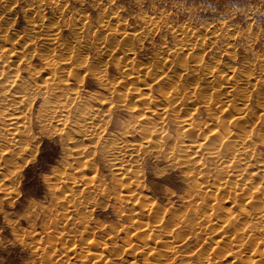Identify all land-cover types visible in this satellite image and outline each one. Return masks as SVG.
I'll list each match as a JSON object with an SVG mask.
<instances>
[{"label":"rangeland","instance_id":"obj_1","mask_svg":"<svg viewBox=\"0 0 264 264\" xmlns=\"http://www.w3.org/2000/svg\"><path fill=\"white\" fill-rule=\"evenodd\" d=\"M41 22L54 25L60 44L73 45L76 38L80 46V59L76 63L82 62L84 69H89L79 74L81 80L77 88L73 86L79 95L70 106L69 119L74 113V116L79 115L77 110L86 105L103 113L106 107L96 106L94 101L97 99H105L111 108L109 114L103 113L107 114L108 120L104 119L97 136L80 140L69 124L61 131L54 124L40 127L35 118L44 99L41 96L34 99L29 116L33 138L28 139L23 152L13 151V154H19H16L15 168L9 171H14L16 179L8 189L0 188V264H91L93 259L85 261L82 257L86 255L85 238L103 243L99 251L96 249L107 259L101 260L102 264H146L143 259L152 261L153 253L160 246L157 242L165 240L161 237L169 230L180 256H169L170 263L198 264L200 255L201 259L211 253L209 246L216 236L209 231L201 233L196 227L204 215L200 211L201 199L197 196L201 192L194 188L192 176L176 163L180 155L179 129L172 113L166 115V124L163 122L159 135L160 140L166 143L164 151L156 148L139 151L138 163L135 162L134 172L141 177L140 188L136 192L145 197L146 202L133 206L132 200L126 201L120 195L124 185L117 183L110 166L113 159L111 142L118 141L133 123L128 107L139 106L137 97L131 95L133 91L128 90L124 97L123 89L136 87V94L146 93L150 99H157L159 92L165 91L166 80L176 77L178 65L182 63L188 69L189 77L190 70L199 60L197 76L201 88H206L201 74L207 69L229 76L226 81L229 86L244 73L261 76V81L249 87L246 98V119L252 120L259 114L256 109L259 97L255 90L260 88L259 91L264 92V0H0V36H17L22 41L14 47L24 45L21 55L24 60L19 62L15 72L17 84L27 82L32 85L38 83L42 76L39 73L42 62L37 57H29L32 52L43 49L44 44L39 39L29 46L26 41L38 34L30 30V25ZM126 35L134 36L133 40L124 43L123 36ZM2 40L0 47H8ZM55 49L56 56L63 53L61 48ZM118 49L131 50L129 59L135 66L151 68L152 74L158 76L156 79L149 73L145 76L143 83L149 86L147 91L143 90L141 83L115 85L123 75L117 71L116 55L111 56L118 54ZM34 72L39 73V77L36 78ZM95 75H101L114 91L110 94L104 91ZM187 75H183L182 80L176 79L179 90L182 82L188 79ZM190 114H193V124L201 125L208 121L202 106ZM139 128L135 129L136 143L142 137L139 134L142 128ZM258 129L261 130V126L255 123L250 141L257 155L263 159L264 143L256 138V134H260ZM74 140L81 141L78 142V155L74 150L76 143H70ZM5 146L4 137L0 135V150ZM83 159L89 164H83ZM215 169L218 171L215 167L206 171V181L211 186L218 175ZM256 183H259L261 205L264 206V177ZM64 198L70 200L64 202ZM239 199V207L229 206V211L237 217L241 216L240 208L246 213L252 212L248 200ZM214 212L217 218L223 216L217 209ZM242 222L244 226L250 224L247 220ZM146 225L149 230H154L150 234L155 235L154 238L147 237L151 240L148 241L150 252L143 247L125 251L127 244H139L135 233ZM155 226H161L162 230L156 231ZM248 227L254 232L261 229L256 223ZM253 237L262 239L258 233ZM152 241L156 249L154 244L151 245ZM262 246L260 243L259 250ZM245 249L246 253L235 252V258H227L226 263L245 264L244 261L259 258L255 253L250 254L249 248ZM258 261L264 263L263 258Z\"/></svg>","mask_w":264,"mask_h":264},{"label":"bare ground","instance_id":"obj_2","mask_svg":"<svg viewBox=\"0 0 264 264\" xmlns=\"http://www.w3.org/2000/svg\"><path fill=\"white\" fill-rule=\"evenodd\" d=\"M31 29L38 34L36 37L27 39L26 41L29 42L27 44L32 46L34 40L39 39L42 40L44 44L43 49L39 52H32L29 57H37L43 64V67L40 68L41 71L39 70V73L42 75L40 76V81L38 83H32V85L27 84V82L17 84L15 81V72L18 71L19 62L24 60L21 57L24 45L17 48H15L14 45L20 43L22 39L17 36V38L0 36L3 39H0V42L2 40L3 43L8 44V47H0V132H2L0 135L4 137L6 145L2 151L0 150V188L4 189L5 187L7 188L8 185H12L16 179L13 173L14 171L12 170L15 168L16 154L19 153L13 154V151L15 152L18 150L23 152V150H25L24 148L28 146V139L33 138L29 116L31 105L37 96H41L44 101L40 107V111L37 113V115H39L35 118V122L42 128L54 124V127H58L60 131L69 124L80 140H90L95 135L97 136L100 125H104L105 122L103 124L102 122L105 118L107 119V114L103 115V113L107 112L109 114L111 108V106L108 107L109 104L105 99H97L94 101L96 106H105L107 111L105 109V112L103 111L102 113L98 108L86 105L80 107V110H77V112L79 111V115L74 116V113L73 117L69 119L70 106L77 100L79 95L78 90H75L73 86L77 88L78 82L81 80L79 79L80 73L83 74L89 71L87 68L84 69L85 65H82V62L76 63L77 59H80V51H78L80 47L79 41L75 38L74 40L76 41L73 45L60 44L61 42L58 43L57 34L55 33L56 28L48 22H41L38 25L33 23L30 25V30ZM132 38H134V36H123L124 43L130 42L133 40ZM57 47L61 48L63 51V53L60 52L58 56L55 55V48ZM123 47L127 48L128 46ZM113 48L116 47L114 46ZM127 49H121L122 51L118 49L120 51L118 54H111V56H120L118 58L114 57V60L117 71L121 75L123 74L121 80L116 82L115 85L118 87L120 85L124 86L126 83L131 85L141 83L143 90H146L148 85L147 83H143V79L145 76H148V73L152 77L156 75L152 74L153 70L151 68H145L140 65L135 66L129 59V51L131 50L128 51ZM12 60H15V62ZM197 61L198 63L194 64L195 66L190 70L192 73L189 74V77L187 75V73H189L188 69L184 67L182 63L178 65L179 72H177V75L175 74L176 77L173 76L175 79L166 80V88L163 87L165 91L161 88L163 90L159 92L157 99H150L146 93L136 94L137 92H134L136 87L130 89L126 86L125 89H123L122 96H124L128 90L133 91L131 95L137 97L139 106L130 105L128 107L130 114L133 116V123L131 122L132 124H129V130L125 131L122 137L119 140L117 139L118 141L112 140L111 142L112 149H110L112 150L113 155L111 156H113V159H110V166L117 183L122 184V186L124 185L122 190L123 193L120 194L123 195L122 198L126 201L132 200L134 202L133 206L139 202H146L145 197L136 192L140 188L139 179L141 177L139 178L140 175L138 176L135 174L136 172H134L135 162L138 163L136 160L139 158V151L153 150V148L164 151L166 143L160 140L159 135L160 132H162L166 115L169 112L172 113L175 117L172 118L174 120L176 119V127L179 129V134L177 135H179L178 139L180 144V155L178 153V161H175H177L176 163L179 164V167L182 166V169L186 170V172L192 176L194 188L197 192H201L196 195L201 199L200 211H203L204 215L202 219H199L196 227L201 233L209 231V233H213L216 236L211 246H209L211 253H208L209 255L206 254L207 256L205 255L201 259L200 255L198 264H227L226 259H234L237 252L242 253L244 251L246 253L245 247L249 248V252L251 251L250 254L255 253L256 257H259L255 261H244L245 264H264L258 261L259 259H264V241H260L262 239L264 240V206L261 205L262 195L259 191V183H256L257 181L260 182L264 177V158L261 159V157L257 155L254 148L255 146L250 141L251 135L254 132V125L255 123H259L261 130L258 129L257 132L260 131V134H256V138L259 142L264 143V92H260V88L258 89L260 93L255 90L257 92V94H255L259 97L257 100L259 102L256 101V103H258L256 109L259 111V114L252 117V120L246 119V98L249 93V87L251 85L255 86L253 83H256V81H261V76L244 73L240 78L235 79L233 85L229 86V83L226 82L230 79L229 76L224 77L221 76L220 73H215L211 69V71H208L207 69V71H204V74H201L203 80L206 81V88H201L200 79L197 76V72L199 71L197 70V66L200 61ZM164 62H167V60ZM13 63L14 67H11ZM169 63L171 64V61ZM37 72H34V74L38 75L39 73ZM30 73L28 76L29 78L32 77ZM37 75L36 78L39 77V75ZM183 75H187L188 79L182 82L179 90L176 79L182 80ZM95 76L104 91L108 94L114 91L113 86L106 83L101 75ZM156 77L158 78V76ZM217 78L220 80H217ZM229 92H232V94L230 95ZM201 106L206 112L205 115L208 121L205 120V123H199L201 125L193 124V114H190V112H197V108ZM229 112L232 113L229 114ZM137 126H140L139 129L142 128L139 132V134H142V137H139L140 141H138L139 138H137L139 143L134 141L135 129ZM198 139H200V141H197ZM114 140H116V138ZM79 141H68L70 143H76L74 145V150L77 155L80 153L78 149L80 146V143H78ZM167 146L169 147L170 144ZM85 159H83V161ZM83 164H86V162ZM87 164H89V162ZM211 167L218 168V171L215 169L218 175L213 186L207 183L205 177L207 176L206 171L208 168L211 169ZM11 168L12 170L9 171ZM82 170L80 172H83ZM59 179L61 178L59 177L57 182ZM59 183L60 181L58 184ZM118 186L121 187V185ZM239 198H242L241 200L244 201L248 200L253 209L252 212L246 213L240 208L241 216L237 217V215L229 211V206L233 205L239 207ZM67 199L68 198H64L63 201L66 202ZM140 206L142 207L141 204ZM216 209L222 212V217L217 218L214 216V211H216ZM243 220H247V223L249 222L250 224L256 223L260 225L261 229L254 232L252 229H249L248 226L250 224L248 226H246L247 224L245 226L243 225ZM212 226H214V228H211ZM89 229L90 228H88V230ZM154 229H156V231L162 230L161 226H155ZM152 231L154 230H149L147 225L146 227H141V229L135 233L139 244L135 245L129 243L126 245L125 248L127 249H125V251L132 252L138 250L139 247H143L146 251L149 250L150 252L151 249L150 246H148V241L150 239L147 237L153 236L154 238L155 235L150 234ZM166 232H164L165 234L163 233L164 235L161 237L165 240L157 242L160 246H157L158 250L155 251V254L153 253L152 261H148L146 258L143 259L146 264H151V262L153 264H171L169 261L170 259L167 258L169 256H172V258L179 256L175 250V244L172 240L173 236H171L170 232ZM255 233H258L262 239L254 238L253 235ZM157 238L158 237H156V239ZM89 239L87 240L85 238L86 241L83 243L86 255L82 257L85 261L93 259L91 264H102L101 260L107 259L103 258L101 252L97 253L96 249L99 251L103 243L101 244V242L99 243ZM245 239L246 241L248 240V246L244 244L246 241L243 240ZM260 243L263 244V246L259 250ZM152 244H154L155 247L153 241L151 245Z\"/></svg>","mask_w":264,"mask_h":264}]
</instances>
